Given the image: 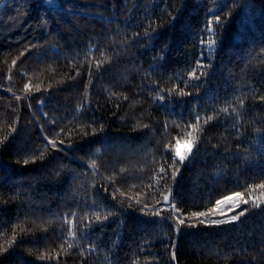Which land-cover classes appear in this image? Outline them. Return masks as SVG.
Instances as JSON below:
<instances>
[{"label":"trees","instance_id":"trees-1","mask_svg":"<svg viewBox=\"0 0 264 264\" xmlns=\"http://www.w3.org/2000/svg\"><path fill=\"white\" fill-rule=\"evenodd\" d=\"M262 97L264 0H5L0 264H264Z\"/></svg>","mask_w":264,"mask_h":264},{"label":"snow or ice","instance_id":"snow-or-ice-1","mask_svg":"<svg viewBox=\"0 0 264 264\" xmlns=\"http://www.w3.org/2000/svg\"><path fill=\"white\" fill-rule=\"evenodd\" d=\"M48 2L50 3V4H52V5H54V0H48ZM215 20H216V22L217 23H219V20H220V17L219 16H216L215 17ZM213 23V21L210 19L209 21H208V25H209V27H208V31L209 32H212V27H211V24ZM203 42V41H202ZM215 43V41L213 40V39H209L208 40V45H209V47H211L213 44ZM15 63V61H13V64ZM198 67H200V65L198 64ZM79 73H77V75H78ZM190 76L192 77V78H198L197 76H196V70L194 69L191 73H190ZM26 87H28L27 85H26ZM180 95H186V94H188V93H184L182 90L180 91V93H179ZM160 99H163V97H159ZM261 99H264V97H262ZM241 103H243L242 101H241ZM228 109L227 108H225V109H222V111H227ZM200 117L199 116H197L196 117V124L195 125H191V127L193 128V130H196L197 128H198V126H199V122H200ZM212 120V117L211 116H209L208 118H207V120H205L204 122L205 123H208L209 121H211ZM146 127V126H145ZM188 136L189 137H191V139H188V140H186L184 143H185V152H181L180 151V141L179 140H177L176 141V144H175V146H174V148H175V155H174V157H173V163H172V165H170L169 167H171V168H173L174 169V171H173V177L175 176V174H176V171H178V169H175V165H176V162H177V159L179 160V162L182 164L183 162H184V160L187 158V156L188 155H190L191 154V151H192V148H193V146H194V144H195V142H196V138L193 136V133L192 132H189L188 133ZM48 143L53 147V148H56V143H55V141H53V140H49L48 141ZM61 143H63V141H61ZM42 156H43V153H41V158H42ZM25 163H27V161H25ZM90 167L91 168H93V169H96L98 166H97V164H96V161L95 160H92L91 161V163H90ZM121 171H124V169H121ZM160 173H163L164 175H167V173L165 172V168L163 167V166H161L160 167ZM161 178H163V177H161ZM257 187L258 188H260V189H264V183H261V184H259V185H257ZM119 191V189H115L114 190V193L115 192H118ZM170 191V190H169ZM246 191H248L249 193L252 191V189H251V186L249 187V189H246ZM122 194V193H121ZM262 196H264V193H262ZM113 198H115V195L113 196ZM163 199H164V201L165 202H168V196L167 195H165L164 197H163ZM249 199H252L253 201H254V203H253V206H256V207H258L259 206V202H258V200H256L255 198H253L251 195H249ZM249 199H244V196H243V194L242 193H239V192H237V193H234L233 195H230V196H225L223 199H220V200H217L216 201V208L215 209H212V210H210V211H212V212H216V211H218V210H220V207L222 206V205H224V204H227V203H231L232 205H233V209H235V208H239L240 207V204L241 203H243V204H248L249 203ZM140 201L139 200H137V203H139ZM145 207H147V205H145ZM171 207H172V210H173V212H179L180 210L179 209H177L176 208V206H175V204H172L171 205ZM233 209H230V210H233ZM247 211V209H243V210H241L239 213H238V215H236V216H232L231 218H230V221H228V222H231V221H235V220H237L238 218H239V216H241V215H244V213ZM156 215H159L160 213L159 212H156L155 213ZM73 216H75V214L73 213L72 214ZM192 215L193 216H196V217H199V216H205L206 215V213H203V212H200V213H192ZM105 219L107 218V217H104ZM101 219V217L99 216V215H97L96 216V220H100ZM184 219H178V223L179 224H184ZM201 223H204V221H200ZM221 222H224V221H213V223H221ZM66 223H68L69 224V229H68V234L70 235V236H72V237H75V235H76V233L72 230V228H73V221H66ZM69 247H71V245H69ZM46 257H44V256H41V259H45ZM173 259H175V255L173 254V257H172Z\"/></svg>","mask_w":264,"mask_h":264},{"label":"rangeland","instance_id":"rangeland-1","mask_svg":"<svg viewBox=\"0 0 264 264\" xmlns=\"http://www.w3.org/2000/svg\"><path fill=\"white\" fill-rule=\"evenodd\" d=\"M5 0H3V2L1 4L4 3ZM0 4V6H1ZM233 195V194H231ZM230 196V195H228ZM223 199V198H222ZM230 209H233V205L231 203H227V204H224L220 207V210L214 212L211 216H212V220L214 221H219V220H222V219H225V217H230V212L232 210Z\"/></svg>","mask_w":264,"mask_h":264},{"label":"water","instance_id":"water-1","mask_svg":"<svg viewBox=\"0 0 264 264\" xmlns=\"http://www.w3.org/2000/svg\"><path fill=\"white\" fill-rule=\"evenodd\" d=\"M167 196H168L169 199H168V202H165V204H170L171 195L168 194Z\"/></svg>","mask_w":264,"mask_h":264},{"label":"bare ground","instance_id":"bare-ground-1","mask_svg":"<svg viewBox=\"0 0 264 264\" xmlns=\"http://www.w3.org/2000/svg\"><path fill=\"white\" fill-rule=\"evenodd\" d=\"M3 2V0H0V4Z\"/></svg>","mask_w":264,"mask_h":264}]
</instances>
